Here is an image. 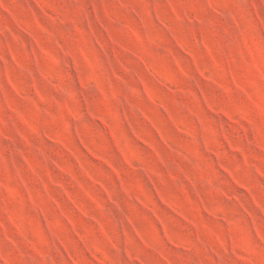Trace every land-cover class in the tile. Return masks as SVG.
I'll return each instance as SVG.
<instances>
[{"label": "clouds", "instance_id": "9594fccd", "mask_svg": "<svg viewBox=\"0 0 264 264\" xmlns=\"http://www.w3.org/2000/svg\"><path fill=\"white\" fill-rule=\"evenodd\" d=\"M0 264H264V0H0Z\"/></svg>", "mask_w": 264, "mask_h": 264}]
</instances>
